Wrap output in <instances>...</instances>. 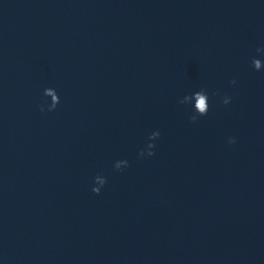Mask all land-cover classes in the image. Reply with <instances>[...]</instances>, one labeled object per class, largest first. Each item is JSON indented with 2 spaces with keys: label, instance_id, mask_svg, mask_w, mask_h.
Instances as JSON below:
<instances>
[{
  "label": "water",
  "instance_id": "obj_1",
  "mask_svg": "<svg viewBox=\"0 0 264 264\" xmlns=\"http://www.w3.org/2000/svg\"><path fill=\"white\" fill-rule=\"evenodd\" d=\"M259 48L264 0H0V264H264Z\"/></svg>",
  "mask_w": 264,
  "mask_h": 264
},
{
  "label": "clouds",
  "instance_id": "obj_2",
  "mask_svg": "<svg viewBox=\"0 0 264 264\" xmlns=\"http://www.w3.org/2000/svg\"><path fill=\"white\" fill-rule=\"evenodd\" d=\"M257 52L258 53H264V48H259V49H257ZM261 60L260 59H256V58H254L253 60H252V65H253V67H254V69H259L260 68V66H261ZM233 83H235V81H233ZM55 99V98H54ZM198 99H199V108H200V110H201V112L203 113V114H207L204 110H205V108H206V105H205V101H204V97H198ZM230 102V98L229 99H224L223 100V103L224 104H228ZM56 106L57 105H52V106H49L48 107V111H52V110H54L55 108H56ZM41 111H44V108H43V106L41 105ZM192 120H193V122H195V120H196V117H192ZM235 141H234V139H231L230 138V140H229V143H234ZM151 147H155V145L154 146H151ZM154 153L152 152V151H150L149 153H148V155L149 156H151V155H153ZM95 181H96V178H95ZM106 183V179H105V182H104V184ZM100 190H101V188L100 187H93V189H92V191L95 193V194H99L100 193Z\"/></svg>",
  "mask_w": 264,
  "mask_h": 264
}]
</instances>
